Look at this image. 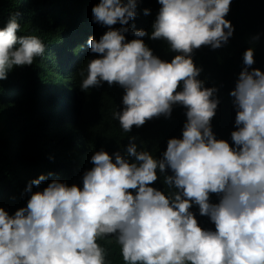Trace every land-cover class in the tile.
<instances>
[{
  "label": "clouds",
  "instance_id": "obj_1",
  "mask_svg": "<svg viewBox=\"0 0 264 264\" xmlns=\"http://www.w3.org/2000/svg\"><path fill=\"white\" fill-rule=\"evenodd\" d=\"M28 1L33 7L9 12L0 28V80L34 64L39 71L49 69L40 73L53 81L56 70L47 65L54 48L20 33L22 22L36 19L99 54L79 69L78 86L87 91L105 82L119 85L123 107L112 118L124 132L154 117L170 118L175 105L185 108L186 121L182 136L168 139L157 158L135 136L123 152L92 153L74 119V141L68 143H82L83 157L93 166L83 173L82 187L54 179L33 191L46 179L41 174L25 189L30 194L25 207L13 214L0 207V264H108L98 242L107 237L120 245L125 264H264V71L251 67L255 49L249 47L230 92L235 110L230 144L212 129L218 89L205 87L193 59L202 45L217 49L228 43L234 33L226 19L232 0H158L150 33L128 27L138 0H97L92 15L71 0ZM143 11L148 15L150 9ZM99 23L108 28L97 39ZM117 23L121 27H112ZM130 31L135 38L127 40ZM145 36L166 41L176 55L161 59L141 39ZM65 115L58 120L70 126L73 115ZM158 174L166 192L151 186ZM213 193L218 202H211ZM193 205L214 229L198 223Z\"/></svg>",
  "mask_w": 264,
  "mask_h": 264
},
{
  "label": "trees",
  "instance_id": "obj_2",
  "mask_svg": "<svg viewBox=\"0 0 264 264\" xmlns=\"http://www.w3.org/2000/svg\"><path fill=\"white\" fill-rule=\"evenodd\" d=\"M71 1L79 3V7L86 6L90 15L92 7L98 3L97 0ZM21 6L31 8L33 2L0 0V28L9 19L7 14L19 10ZM160 7L158 0H138L137 14L129 21L128 27L131 29L134 25L136 29H145L150 33ZM145 8L150 9L148 15L144 14ZM226 19L234 26L228 43L217 49L202 45L194 50L193 59L202 68L198 78L205 81V87L218 89L220 103L212 119L213 132L218 139L228 140L231 144L235 110L230 92L244 67L243 53L249 47L255 49V63L251 67L264 71V0H232ZM99 27L97 39L108 28L100 23ZM112 27L119 28L121 25L117 23ZM20 33L40 37L46 48H54L60 60L48 61L47 66L56 70L52 75L53 81L40 73L49 69L39 71L34 64L16 67L6 79L0 80V207L9 214L26 206L30 194L25 189L31 180L41 174L46 179L39 188L33 186V191L42 190L54 179L82 187L83 173L93 165L91 159L83 157L82 143L69 144L74 141L70 135L74 132V119L82 133L83 143L92 149V153L101 148L109 154L123 152L129 143V136H135L138 145L160 158L167 148L168 139L182 136L186 121V110L182 105L173 107L170 118L163 115L154 117L140 127L134 125L130 133L124 132L119 122L112 118V112L123 107L124 90L117 84L109 87L107 82L87 91L78 86L82 80L79 69L86 67L87 60L99 54L92 53L85 45L63 34L54 33L36 19L22 22ZM258 34L260 39L253 41L252 38ZM125 36L127 40L135 38L131 31ZM141 39L163 60L170 61L176 55L164 40H153L149 36ZM46 89H49V94ZM63 111L66 119L73 115L70 126L58 120ZM167 174L171 175V171L167 170ZM151 186L167 191L159 174ZM129 191L135 193L134 189ZM210 200L218 202L216 194H210ZM191 210L202 227L214 229L209 218L199 214L197 205H193ZM98 242L106 249L108 264H125L120 245L114 237L102 238Z\"/></svg>",
  "mask_w": 264,
  "mask_h": 264
},
{
  "label": "bare ground",
  "instance_id": "obj_3",
  "mask_svg": "<svg viewBox=\"0 0 264 264\" xmlns=\"http://www.w3.org/2000/svg\"><path fill=\"white\" fill-rule=\"evenodd\" d=\"M57 57V53H54L52 56H51V62H53L54 61V59Z\"/></svg>",
  "mask_w": 264,
  "mask_h": 264
}]
</instances>
